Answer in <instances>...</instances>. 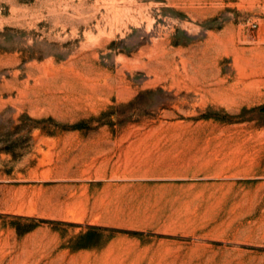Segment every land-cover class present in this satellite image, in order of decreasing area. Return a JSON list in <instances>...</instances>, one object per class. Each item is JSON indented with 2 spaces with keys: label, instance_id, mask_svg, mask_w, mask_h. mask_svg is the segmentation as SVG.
I'll list each match as a JSON object with an SVG mask.
<instances>
[{
  "label": "rangeland",
  "instance_id": "obj_1",
  "mask_svg": "<svg viewBox=\"0 0 264 264\" xmlns=\"http://www.w3.org/2000/svg\"><path fill=\"white\" fill-rule=\"evenodd\" d=\"M0 264H264V0H0Z\"/></svg>",
  "mask_w": 264,
  "mask_h": 264
},
{
  "label": "bare ground",
  "instance_id": "obj_2",
  "mask_svg": "<svg viewBox=\"0 0 264 264\" xmlns=\"http://www.w3.org/2000/svg\"><path fill=\"white\" fill-rule=\"evenodd\" d=\"M153 47V46H152ZM153 53H154V51H153ZM164 54H171V52H165ZM152 56H153V54H152ZM164 56V55H163ZM151 57V56H150ZM154 57V56H153ZM152 60V59H151ZM160 60H158V62H159ZM151 62V61H150ZM171 62V61H170ZM155 64L154 65H150L151 67H150V71H152V72H155V73H159V71H160V69L161 68H163V67H159L158 65H157V63L156 62H154ZM165 64H167V62H165ZM159 65H161V64H159ZM141 66V65H140ZM170 68V67H169ZM145 69V68H144ZM164 69V68H163ZM172 71V70H171Z\"/></svg>",
  "mask_w": 264,
  "mask_h": 264
}]
</instances>
